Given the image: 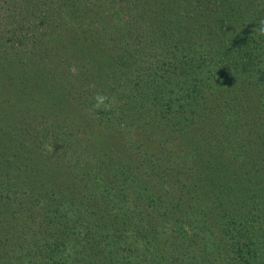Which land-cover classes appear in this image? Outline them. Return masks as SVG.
Masks as SVG:
<instances>
[{"label":"trees","instance_id":"trees-1","mask_svg":"<svg viewBox=\"0 0 264 264\" xmlns=\"http://www.w3.org/2000/svg\"><path fill=\"white\" fill-rule=\"evenodd\" d=\"M51 2L62 20L70 21L71 33L53 47L44 41L52 50L42 60L30 56L28 64L37 61L46 78L33 67L37 76L29 79L34 83L26 80L21 74L24 58L3 70L17 90L8 99L0 93L1 121L9 115L24 123L25 116L39 117L33 106L37 101L46 116L56 108L63 117L62 104L72 93L74 110L87 121L134 130L132 118L140 117L145 126L161 121L174 134L202 141L189 152L172 146L153 155L136 147L139 168L119 153L79 139L65 148L43 149L45 135L37 148L10 146L19 122L13 120L9 128L0 124V145L9 141L0 146L3 183L14 177L33 187L18 208H8L0 230V252L6 249L0 264H77L71 259L76 248L90 259L88 264H219L224 250L234 257L220 264H264V129L258 128L264 120V35L253 31L261 26L264 12L244 11L245 0ZM113 3L110 14L121 15L119 21L128 28L119 30L124 38L119 61L105 64L92 50L100 44L108 47L103 38L116 30L113 16L101 14ZM153 6L157 30L149 31L142 43L132 39L126 15L149 13ZM51 27L56 29L58 22ZM207 27L223 31L222 36L205 38L201 31ZM131 41L137 42L133 49L127 47ZM252 84L257 91L237 102L241 99L235 92L247 93L246 85ZM97 92L109 97L110 109L93 107ZM213 122L220 128L205 136L190 126ZM68 123L81 129L76 120ZM175 170L184 176L173 174ZM150 175L158 180L147 183ZM2 199L8 206L7 198ZM208 209L216 227L207 219ZM196 218L200 229L193 225Z\"/></svg>","mask_w":264,"mask_h":264},{"label":"rangeland","instance_id":"rangeland-1","mask_svg":"<svg viewBox=\"0 0 264 264\" xmlns=\"http://www.w3.org/2000/svg\"><path fill=\"white\" fill-rule=\"evenodd\" d=\"M150 1H153L154 3L157 4V2H161L162 0H150ZM262 3H264V0H245L242 9H244V11L246 12H251V11L264 12V7L261 8ZM114 5H116V3H113V5H111L110 9L107 12H101V14L104 16L112 15L113 13L110 14L111 12L109 11H114L112 9ZM132 6L133 4L128 8L129 12L131 11ZM56 11L57 10L55 8V3H52L51 0H0V93L3 95V98L8 99L12 97V93L17 90L16 83L13 82L12 79L8 77V74L3 70L11 67L13 62H16L21 58L27 60L25 62L26 65L25 69L21 73L22 75L25 74L26 80L28 79L29 82L34 83L33 80L34 78L29 79L30 76L32 77L37 76V74L34 73L33 67H35L39 73L44 74L46 78V72H44L42 66L40 68L38 67V65L36 64L37 61H35V64H28V62L29 63L31 62L30 56L33 55L37 57V60H42L45 57V53H47L46 51L52 50L47 46L53 47L55 45H59L61 42V38L64 39L66 35H69L71 33L70 30L68 29V25L70 24V21H66V19L62 20V15H60V13ZM54 12H56V14H54ZM153 13L154 15H152ZM96 15H98V13H96ZM119 16L121 15L115 16L114 14V16L111 17V21L113 25L116 27V30H113L112 32L108 33L109 34L108 40L106 39V37L103 38V40H105L108 43V47L100 44L98 48H94L92 50L93 53H95L94 54L95 58L101 59L102 61H104L105 64H107L111 59L115 61H119L120 58L118 57L120 53H122V50L120 49H121V43L124 38L121 35L122 34L121 31L119 30L122 29V25L124 27L126 25L119 21ZM151 17H155V20L154 21L151 20ZM102 18L104 19V17ZM129 19L132 21L131 30H130L132 34L128 32V35H130L132 39L134 38L138 39L141 43L142 41L143 42L145 41L144 37L147 35V33L149 31L155 32L154 30H157V28H155V25L157 26L159 25L157 24L158 15L155 13L154 6L149 13L146 12L139 13L130 18L128 15H126L125 20L129 21ZM82 20L84 25H86L87 24L86 17H83ZM104 21L108 23L107 19ZM57 22H58V27H56V29H53L51 26ZM262 23H264V19H262ZM168 29L170 30V32H173L174 26L169 25ZM67 30L68 33L65 34ZM156 33L159 36L163 35V33H161L160 28H158V31ZM201 33L204 35L205 38L206 37L217 38L219 36H222L223 31H219L218 29L215 28L211 29L207 27L205 29H202ZM44 41L47 42V46L44 45ZM136 43L137 42L131 41L127 45V47L133 49ZM112 45H115L113 51H112ZM71 48H72L71 50H73L75 47L71 46ZM76 48H79V45H77ZM73 54L76 55V52L74 51ZM15 56L18 57L15 59L14 58ZM162 57H164V55ZM205 59L207 61V59H209V56H205ZM207 76L208 75H206V78ZM47 81L50 82V77H48ZM203 82L205 83V80ZM247 86H249V89L247 88ZM256 87L257 86L253 84L252 86L246 85L245 88L247 93H245V91L235 92L239 94V97L241 99L238 100L237 102L242 104L241 102H245V100L249 99L252 92L257 91ZM250 90H252V92ZM243 97L245 98L243 99ZM214 99L210 98V104H212V106L213 105L216 106ZM74 100L75 98L72 96V93H70V95L67 98H65L64 103L62 104L64 118L58 116V110L56 108H54L53 111L46 116L45 110H42L40 108L41 107L40 102L37 101V104H33V106L35 110L38 109L37 112L40 114L39 117H33L30 120V117L27 118V116H25V118L27 119L25 123L20 121L21 118H19V116L13 119L14 121L17 120L19 122L18 125L20 127L16 133L7 131V132H11V136L13 138V139L11 138L12 142L10 146L26 145L31 148L32 147L37 148L38 147L37 144L41 143V141L43 140L42 138L45 135L48 143H47V147H44L43 149H54V146H61L65 148V146L67 145H72L74 143V140L77 141V139H79L96 146L110 149L112 150L113 153H119L125 159H128V161L135 164L136 167L140 168V166L136 164L140 162V157H138V154L135 151L136 147L139 146L145 147L147 151H152L151 154L153 155L154 153L158 154V152L166 150L167 147L172 148V146L174 149H178L175 146H179V148H182L183 152L185 150L189 152V150L193 146L197 145L199 142L202 141L200 139H196L192 135L174 134L173 132L166 130L167 127L163 125L161 121H152V123H149V126H145L138 122L140 117L132 118L133 121H135L132 122L134 124L132 125V127L135 126L133 127L134 130H131L128 126L126 130L120 128L112 129L113 127H109L108 125L103 123L101 124L99 123V121H97L99 124H101L100 126L95 121H91V122L87 121V118H85L83 115L82 117H80L81 113L79 112L77 114L76 110H74V105H76V102ZM260 104L264 106V99L263 102ZM248 105L251 104L248 102ZM195 107L200 108V106H195ZM255 108L258 109V104L257 107L255 106ZM26 109L28 108L26 107ZM260 110L263 109L260 107ZM28 111H30L31 113L34 112L31 109H28ZM73 115H75V117H73ZM12 116L13 115H9L6 119H3L2 121L0 120V124H5L9 128L8 124L13 121L11 119ZM54 117L56 118L53 119ZM69 119L76 120L78 122V125H80L81 129H78L73 124L68 123ZM196 120H199V116L197 117ZM221 123L225 125L224 120H222ZM197 124L198 123H192L190 126H192L191 128L193 127L196 128L197 132L202 134L203 136L209 134L215 128H220L219 126H217L216 122H213L212 124H209L208 126L202 128L200 127L203 124L201 126H198ZM260 124L261 125L258 126V128L260 130L264 129V120L261 121ZM54 132H56L57 134H53ZM7 135L9 136V133ZM0 140H1V136H0ZM8 142L9 141L7 140L4 145H0V146L2 147L7 146L6 143ZM4 171L6 170L2 171V169H0V172H2V176H0V230L3 229L1 228V225L4 223V221H6L7 215H9L7 214L8 208L10 209V206L12 204H14L12 206L13 208H18L16 204L20 202L22 199L28 198L29 194L33 190V187L30 186V183L29 185H27L21 179H18V181L15 180L14 177L8 182V185L4 184L3 179L6 176L4 174ZM141 172H144L143 167ZM163 172L161 173V176H163L164 174ZM169 173L172 172L169 171ZM173 174L184 176V172L183 171L179 172L178 170H175ZM140 175L142 176L143 174ZM145 179L147 183H152V182L155 183L156 180H158L155 177H153V175H150L149 177L145 176ZM33 185H37V183L33 182ZM7 190L9 192H6ZM2 198H7L9 203L8 206L6 204L7 202L3 201ZM130 209L131 211L129 215L134 213L133 208ZM154 213H156L155 210ZM207 213L209 215V217H207V219H209V223H211L214 227H216L217 222L212 215V211L208 209ZM133 220L137 222L136 218H133ZM129 221H132V219ZM193 222H194L193 225L196 228L200 229L201 227L200 218L194 219ZM55 230L56 227L55 229H53V231ZM31 246L32 244H28V247ZM7 248H9V246ZM17 251L18 250H16V253ZM1 252L5 255L6 249L2 250ZM1 252H0V257L2 254ZM20 254L22 253H19L17 257H19ZM13 255L15 257L16 254ZM232 257H234L233 252H226L224 250L221 252V254H219L217 259L219 260V264H220V261H230ZM19 258H23V257H19ZM15 259L16 258H14V260ZM71 259L73 261H77V264L78 263L88 264L90 262V259L85 257V255L82 253L80 248H76L75 250L72 251ZM19 263L22 264L20 261ZM178 264L180 263L178 262ZM181 264H192V263L191 261L188 260L182 262Z\"/></svg>","mask_w":264,"mask_h":264},{"label":"clouds","instance_id":"clouds-1","mask_svg":"<svg viewBox=\"0 0 264 264\" xmlns=\"http://www.w3.org/2000/svg\"><path fill=\"white\" fill-rule=\"evenodd\" d=\"M254 32H258L261 35H264V23L261 24V26L253 29ZM73 71H75V69H73ZM93 107L97 110H108L111 107V103L109 102V97L102 93V92H97L94 96H93Z\"/></svg>","mask_w":264,"mask_h":264}]
</instances>
